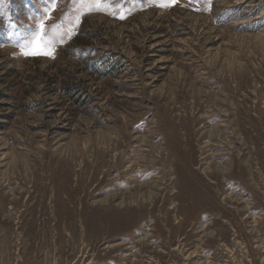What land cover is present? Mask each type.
<instances>
[{
	"label": "rangeland",
	"instance_id": "374dc122",
	"mask_svg": "<svg viewBox=\"0 0 264 264\" xmlns=\"http://www.w3.org/2000/svg\"><path fill=\"white\" fill-rule=\"evenodd\" d=\"M0 264H264V0H0Z\"/></svg>",
	"mask_w": 264,
	"mask_h": 264
}]
</instances>
